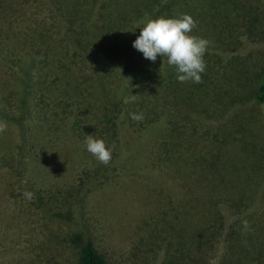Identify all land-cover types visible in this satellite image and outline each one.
Returning <instances> with one entry per match:
<instances>
[{
  "label": "rangeland",
  "instance_id": "374dc122",
  "mask_svg": "<svg viewBox=\"0 0 264 264\" xmlns=\"http://www.w3.org/2000/svg\"><path fill=\"white\" fill-rule=\"evenodd\" d=\"M163 1L110 30V72L100 44L96 66L61 69L49 0H0V264H78L88 242L111 264H264V0L168 4L211 42L202 83L159 55L140 70L137 24ZM92 134L115 145L108 165Z\"/></svg>",
  "mask_w": 264,
  "mask_h": 264
},
{
  "label": "trees",
  "instance_id": "16d2710c",
  "mask_svg": "<svg viewBox=\"0 0 264 264\" xmlns=\"http://www.w3.org/2000/svg\"><path fill=\"white\" fill-rule=\"evenodd\" d=\"M172 0L160 2L157 5V12L153 17L158 18L160 16H165L171 14L170 5H168ZM97 0H88L85 5L82 3L78 4L72 0H49V7L51 9V22L50 25L65 28L64 39L67 41V48L65 52H62V57H60L61 69H67L75 63L74 57L77 53L82 55V53L87 52V55L92 59L93 65L96 66L98 59L96 56H90L91 53L95 52L94 49L100 44V65L108 67L111 72L113 70L108 65L109 57L112 53L119 56L120 52H117L113 48V43L109 42V46L105 47L103 41L108 40L112 34H109L110 30H123L126 29L124 22L130 21V26L132 27L135 23L134 21L138 19L139 14L146 13L151 9L145 0H103L100 4H97ZM135 4V7H134ZM82 13V15H81ZM131 13L133 16H128ZM94 21H90L95 19ZM100 19V20H99ZM99 21L102 24H99ZM207 24H212L209 20ZM214 27L210 26V30ZM116 31V33H118ZM122 33L118 36H124ZM44 40V39H42ZM91 50H88L87 48ZM116 55H114L115 57ZM145 59L146 66L140 70L147 69L151 62ZM30 64H33L32 61ZM59 66V67H60ZM172 76V75H171ZM103 77H100L98 83L100 84V93L106 95L107 91L105 85L102 83ZM74 92V91H73ZM123 95L124 92L121 91ZM256 98L263 101L264 100V81L260 86ZM120 99V97H118ZM23 101V99H21ZM78 264H111L108 259L100 253L96 248L93 247L91 243H85L80 247Z\"/></svg>",
  "mask_w": 264,
  "mask_h": 264
},
{
  "label": "clouds",
  "instance_id": "9594fccd",
  "mask_svg": "<svg viewBox=\"0 0 264 264\" xmlns=\"http://www.w3.org/2000/svg\"><path fill=\"white\" fill-rule=\"evenodd\" d=\"M196 26L197 21L187 13L178 17H146L137 24L141 32L133 42V47L142 52L145 59L153 62L158 55L166 58L167 64L174 67L179 82L202 83L201 74L206 70L205 55L211 42L193 34ZM130 117L137 122L144 119L142 113H131ZM7 127V122H0V133L5 132ZM85 146L99 163L108 165L111 162L115 145L110 147L104 138L94 134L87 135ZM23 195L29 200L33 197V193L29 191H25Z\"/></svg>",
  "mask_w": 264,
  "mask_h": 264
}]
</instances>
